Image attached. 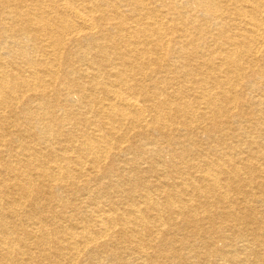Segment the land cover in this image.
<instances>
[{
	"label": "bare ground",
	"instance_id": "6f19581e",
	"mask_svg": "<svg viewBox=\"0 0 264 264\" xmlns=\"http://www.w3.org/2000/svg\"><path fill=\"white\" fill-rule=\"evenodd\" d=\"M0 264H264V0H0Z\"/></svg>",
	"mask_w": 264,
	"mask_h": 264
}]
</instances>
